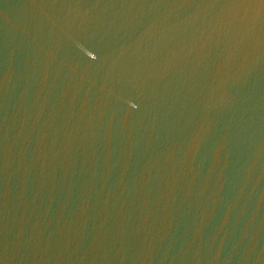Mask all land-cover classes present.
<instances>
[{
	"label": "water",
	"instance_id": "1",
	"mask_svg": "<svg viewBox=\"0 0 264 264\" xmlns=\"http://www.w3.org/2000/svg\"><path fill=\"white\" fill-rule=\"evenodd\" d=\"M0 264H264V0H0Z\"/></svg>",
	"mask_w": 264,
	"mask_h": 264
}]
</instances>
